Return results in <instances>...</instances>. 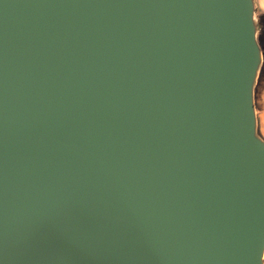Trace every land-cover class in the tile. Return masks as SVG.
<instances>
[{
	"label": "water",
	"instance_id": "obj_1",
	"mask_svg": "<svg viewBox=\"0 0 264 264\" xmlns=\"http://www.w3.org/2000/svg\"><path fill=\"white\" fill-rule=\"evenodd\" d=\"M255 0H0V264H264Z\"/></svg>",
	"mask_w": 264,
	"mask_h": 264
},
{
	"label": "crops",
	"instance_id": "obj_2",
	"mask_svg": "<svg viewBox=\"0 0 264 264\" xmlns=\"http://www.w3.org/2000/svg\"><path fill=\"white\" fill-rule=\"evenodd\" d=\"M255 3L258 13V20L261 23L259 41L263 50V62L255 88V106L258 120V132L264 139V0H255Z\"/></svg>",
	"mask_w": 264,
	"mask_h": 264
},
{
	"label": "trees",
	"instance_id": "obj_3",
	"mask_svg": "<svg viewBox=\"0 0 264 264\" xmlns=\"http://www.w3.org/2000/svg\"><path fill=\"white\" fill-rule=\"evenodd\" d=\"M259 25H260V29H261V23L259 22Z\"/></svg>",
	"mask_w": 264,
	"mask_h": 264
},
{
	"label": "rangeland",
	"instance_id": "obj_4",
	"mask_svg": "<svg viewBox=\"0 0 264 264\" xmlns=\"http://www.w3.org/2000/svg\"><path fill=\"white\" fill-rule=\"evenodd\" d=\"M257 15H258V13H257Z\"/></svg>",
	"mask_w": 264,
	"mask_h": 264
}]
</instances>
